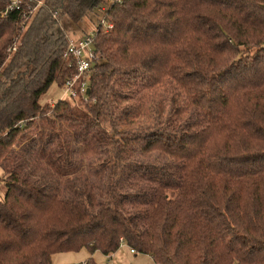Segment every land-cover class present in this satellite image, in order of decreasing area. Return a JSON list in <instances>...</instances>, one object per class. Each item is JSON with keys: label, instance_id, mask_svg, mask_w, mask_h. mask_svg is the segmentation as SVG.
<instances>
[{"label": "trees", "instance_id": "1", "mask_svg": "<svg viewBox=\"0 0 264 264\" xmlns=\"http://www.w3.org/2000/svg\"><path fill=\"white\" fill-rule=\"evenodd\" d=\"M103 1L0 0V264H264V0L114 1L85 95L43 103Z\"/></svg>", "mask_w": 264, "mask_h": 264}, {"label": "rangeland", "instance_id": "2", "mask_svg": "<svg viewBox=\"0 0 264 264\" xmlns=\"http://www.w3.org/2000/svg\"><path fill=\"white\" fill-rule=\"evenodd\" d=\"M119 0H104L103 3L96 7L94 10L88 12L80 21L78 22H69L65 24V28L70 40L78 41L86 36L97 33V28L100 24L103 25L105 31H109L113 28V25L108 22L107 13L111 6V3ZM113 14V12H112ZM111 14V15H112ZM109 17L111 16L108 14ZM115 16L121 17L127 20L130 23L133 20V12H129L128 15H125L124 12H116ZM103 39L101 36L97 38L95 43H99V41ZM105 42H102L101 44ZM99 55H100V51ZM147 90H155L151 88V86L146 87ZM163 92V89L161 90ZM64 97V89H60L56 84L52 85L49 90L42 96L41 101L43 103L49 102L50 105L56 104L59 100H64V104H70L71 106L78 105V98L71 99L68 97ZM60 103L59 106L62 104ZM149 105L145 103L142 106H136V112L132 114V118L136 119V123L140 125L141 123H148L151 120L150 114L147 112L146 108ZM2 170L0 169V175ZM5 192L4 185L0 182V198L3 197ZM93 258L98 264H111L112 262L115 264H156L149 254L143 253H132L131 248L128 245L122 244L121 247L114 255H104L100 251H96L93 255H91L90 251L87 248H83L79 251H71V252H60L56 253L52 256V264H73V263H81Z\"/></svg>", "mask_w": 264, "mask_h": 264}, {"label": "built area", "instance_id": "3", "mask_svg": "<svg viewBox=\"0 0 264 264\" xmlns=\"http://www.w3.org/2000/svg\"><path fill=\"white\" fill-rule=\"evenodd\" d=\"M98 37V33H94L78 41L70 40L65 56L67 58L72 57L75 60L78 72L62 88V90L64 89L63 98L71 97L77 99L79 98V94L85 95L87 91V78L90 75L94 62L99 58V52L95 45ZM131 252L135 253V250L131 249ZM111 264L115 263L112 262Z\"/></svg>", "mask_w": 264, "mask_h": 264}, {"label": "water", "instance_id": "4", "mask_svg": "<svg viewBox=\"0 0 264 264\" xmlns=\"http://www.w3.org/2000/svg\"><path fill=\"white\" fill-rule=\"evenodd\" d=\"M88 93H89V90H88Z\"/></svg>", "mask_w": 264, "mask_h": 264}, {"label": "crops", "instance_id": "5", "mask_svg": "<svg viewBox=\"0 0 264 264\" xmlns=\"http://www.w3.org/2000/svg\"><path fill=\"white\" fill-rule=\"evenodd\" d=\"M114 255V254H113Z\"/></svg>", "mask_w": 264, "mask_h": 264}]
</instances>
